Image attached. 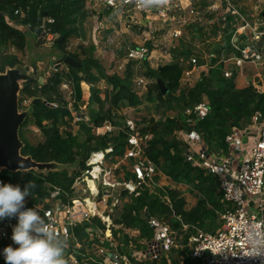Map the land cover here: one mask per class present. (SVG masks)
Here are the masks:
<instances>
[{"label": "trees", "instance_id": "1", "mask_svg": "<svg viewBox=\"0 0 264 264\" xmlns=\"http://www.w3.org/2000/svg\"><path fill=\"white\" fill-rule=\"evenodd\" d=\"M86 3L87 0H0V73H4L7 68H15L20 63L16 55L7 53L8 48L22 52L26 46L24 33L11 23L32 28L34 32L41 27L42 20L47 18H51L53 23L45 24V29L49 34L57 37L54 43L62 54L63 64L67 56L80 63L79 68L65 64L68 71L56 69V72L44 78L45 82L31 78L23 83L19 92L21 98L18 105L23 100H31V105L29 116L21 126L25 127L28 122L31 123L44 139L37 145H31L20 137L23 144L21 156L28 157L38 164L62 165L72 164L75 158L80 156L79 165L82 171L89 170L84 165L91 154L103 153L108 148L106 144H102L101 136L92 134L93 130L106 124L115 126L116 112L125 108H136L143 103L128 82L131 73H126L124 77L107 74L104 67L92 58L93 46L82 50L85 56L83 60H80L78 54L66 51L69 39H81L84 36L82 25L91 14L86 11ZM58 39L62 41L58 42ZM227 45L230 48L229 42ZM174 52L176 51H172V54L176 61L161 66L157 70H149V75H155L158 83H162L167 89V92L163 94L159 84L156 85V98L159 102L168 104L170 109L177 110V115L165 121L152 119L148 121L146 127L140 129V134L149 138L143 157L156 168L157 172L165 175L174 186L163 187L158 193L151 192L146 186H141L131 195H128L126 191L121 194V199L126 197L128 200L122 205L119 214L112 218L114 228L111 229V237L123 247L132 240L127 233L123 234L126 230L138 233L136 239L138 249L142 248L138 241L152 239L153 231L147 223L146 213L152 218L161 217L163 220L177 218L173 227L180 231L183 224L187 226V231L195 226L204 232L214 233L219 226L216 219L224 210L220 202L221 194L218 191L219 182L200 165L186 161L183 155L186 135L195 132L200 138L201 145L209 153L220 152L221 156H226L229 148L225 139L233 128H242L258 116L264 120V87L251 84L245 89H236L233 78H223V66L215 65L216 59L212 60V65L215 66L208 71L205 78L198 81L193 88L181 92L175 99L173 95L179 91L183 72V66L178 59L187 60L192 54L184 51L177 52L176 55ZM211 52L217 53V50L213 49ZM66 83L69 84V95L74 103L80 101V85L84 83L89 86L88 106H97V112L90 113L88 121L80 124L81 129L86 132V138L82 143L68 130L73 116L61 91V86ZM213 84L215 87H210ZM102 94L104 98H101ZM202 97L205 98L209 107L206 117L193 121L184 117L183 111L200 104ZM36 99L39 101L32 104V101ZM153 100L149 94L145 98L147 102ZM125 130L127 134H124V131L119 134L118 142L111 148V155L122 156L126 148L131 147L127 145L129 129ZM40 177L41 180H38L39 176H35L32 172L0 171V178L8 184H18L21 187L28 181L34 184L26 206L36 208L42 205L38 212L46 220L44 211L50 209L51 192L59 191L57 200L63 205H71L75 200L72 186L79 174L68 176L63 172H49ZM156 180L155 178L154 181ZM125 181L136 184L132 172L127 173ZM183 185L191 186L198 191V200L190 209L186 208L185 197L179 188ZM163 197L169 200V205L162 201ZM4 221L6 223L7 219ZM65 229L66 244L60 237L63 242L65 264H106L95 255L93 250L94 246L109 248V245L104 242L105 224L100 218L93 217L80 224H67ZM187 239L188 233L185 232L183 245H186ZM5 247L4 243L0 244V249ZM186 251L184 247L173 253L180 256L185 255ZM0 264L3 263L0 262ZM158 264H178V262L170 253L168 256H162ZM184 264L200 263L185 258Z\"/></svg>", "mask_w": 264, "mask_h": 264}, {"label": "rangeland", "instance_id": "2", "mask_svg": "<svg viewBox=\"0 0 264 264\" xmlns=\"http://www.w3.org/2000/svg\"><path fill=\"white\" fill-rule=\"evenodd\" d=\"M93 2L94 0L86 3V11L91 14L83 22V38L69 39L66 44V51L71 54H78L80 60H83L85 56L82 54V50L93 46L94 52L91 56L104 67L107 74H117L120 77H124L126 73H131V78L128 82L132 90L138 93L143 103L136 108H125L116 112L114 122L117 124L115 126L106 124L93 130L92 134L101 136L102 144H106L108 148L103 153H98L103 155V158L97 163L93 162V157L97 154L90 155L84 165L89 170H81L79 165L81 158L77 156L72 164L51 163L46 167L31 165L14 172H32L35 176H39L38 180H41V175H46L49 172H63L68 176L79 174L72 186L75 200L67 208H62L63 211H66L63 224H80L85 215L88 216V220L98 217L105 224L103 237L109 248L103 246L97 248L105 254L113 253L118 256H127L129 248L127 246L123 247L112 240L111 229L114 228L112 218L117 216L122 205L127 203L128 198L121 199V194L126 191L128 195H131L139 187L132 182L125 181V176L127 173L132 172L134 165V161L129 159V154L131 153V150H128L129 147L126 148L122 156L111 155V148L118 142L117 139L120 133L124 131V134H127L125 129L128 128L127 145L133 146V148H136L137 145L140 149L139 157H142L149 138L146 135L142 136L140 129L146 127L148 121L152 119L154 121H165L169 117L176 116L178 112L170 109L168 104L159 102L156 98V85L159 83L155 75H149V70H157L161 66L176 61L177 59L174 60L172 51H176L174 52L176 55L178 54L177 52H191L192 55L189 59L198 57L197 61L199 60L198 62L201 65L197 66L191 77L185 76L182 72L183 76L180 79L179 91L173 95L176 99L181 92L193 88L198 81L207 76V71L212 65L211 58L213 57L211 53L213 52L211 50H217V53L214 54L220 60L232 58L234 54L227 50V44L229 42L231 46L233 42L236 46H253L262 55L260 62L245 64L242 68L234 70L235 74H233L232 81L235 88L241 90L251 84L264 87V0H228L225 4L227 7L232 8L234 14L231 13V17L226 19H223L224 3H222V0H145L146 12H138L130 8L129 11L120 10L115 15L107 14V11H103V8L98 5H93ZM211 5L213 7L209 9L208 6ZM159 10L165 13V18L159 15ZM191 11L196 12L197 15L191 14ZM97 16L101 17V21H98ZM106 16L109 17V23L102 20ZM100 24L104 25L103 28H99ZM174 29L181 32V35L177 38H173ZM107 36H112L115 43L109 49H104L105 52L97 50L95 45L100 42L101 47H104V41ZM43 38H45L44 32H41L38 37L31 34V32L26 33V50L21 52V57L18 58L20 63L17 66V70L29 76L30 79L34 77L39 79L40 77V82H45L46 79L44 77L53 74L57 71L56 69L68 71L67 66L62 62V54H57V47L54 41L53 43H48ZM128 47H145L148 50V59L138 63L128 61L125 56ZM11 51L12 48L9 47L7 53L11 54ZM39 62L42 63L40 66L38 65ZM227 66L230 70L233 69V65H230V63ZM29 68H33V73ZM41 78L43 79L41 80ZM140 80L142 81L141 86L135 88V82ZM86 86L80 85L81 99L75 103L69 95V84L66 83L61 86L62 94L68 102V108L73 116V121L70 122L68 130L76 135L81 143L86 138V132L81 129L80 124L88 121L90 113L97 112L96 105L88 106L90 92ZM210 87L214 88L215 84ZM102 88L104 89V87ZM148 94L153 97L154 100L152 102L145 101ZM101 98H104L103 94ZM201 104L208 105L204 97H202ZM30 105L31 100H23L18 106L19 113L24 116L22 123L29 116ZM78 115L79 118L77 117ZM21 125L17 132L20 147L23 146L20 137L31 145H37L43 141V135L31 123L28 122L25 127ZM245 126L242 127L245 128ZM95 168H97V173L94 172ZM155 178L157 179L156 181H154ZM90 181L95 185L94 191L90 188ZM168 186H174V184L158 171L147 187L151 192L158 193L161 188ZM179 188L185 197L186 208H192L199 197L197 189L187 185ZM162 201H165L164 197ZM27 203L28 200L26 199V205ZM56 203H58V200H53L49 204L52 213H55L58 208ZM41 208L42 205H39L35 209L38 211ZM157 219L172 231L174 244L169 247V253L177 259L179 257L178 254L173 253V251L178 250L177 248L183 245L182 240L185 232L189 236L200 229L192 226L190 231H187V229L184 232L173 227L178 220L177 218L163 220V218L158 217ZM4 222L1 223L4 226L3 228L9 230L8 225ZM216 223L219 228L221 223L219 215ZM124 233H127L132 238V241L138 237L136 231L126 230ZM90 236L91 238L94 237L93 234ZM98 236H100L99 233ZM10 237L11 235L6 241L3 240L6 246L12 244ZM123 249L125 250L123 251ZM120 260L123 264H132L129 261H123L122 258ZM105 262H108V258H106Z\"/></svg>", "mask_w": 264, "mask_h": 264}, {"label": "built area", "instance_id": "3", "mask_svg": "<svg viewBox=\"0 0 264 264\" xmlns=\"http://www.w3.org/2000/svg\"><path fill=\"white\" fill-rule=\"evenodd\" d=\"M91 1L93 0H87V2ZM227 1L222 0V3H224L223 19L231 17L230 15L233 13L232 8L227 7L225 4ZM144 2L145 0H94L93 5L100 6L103 11L109 12V15H115L120 10L129 11L130 8L138 12H146L147 8ZM210 7H213V5L208 6L209 9ZM158 12L162 18L166 17L164 12L160 10ZM191 14L197 15L194 11H191ZM102 20L109 23V17L107 16ZM52 23L53 20L51 18L43 19L40 27L42 32H44L45 41L48 43H53L57 38L49 34L47 29H45V24ZM103 26V24H100L99 28H103ZM180 35V30L174 29L173 38H177ZM114 43V38L107 36L104 41V47H101L99 42V44L95 45V48L105 52L104 49H109ZM230 48L234 54L232 58L220 60L216 54L211 53L213 57L211 59L217 60L215 65L222 64V76L225 79L233 78L234 70L242 68L243 65L255 64L261 61V52L253 46H236L232 42ZM230 48L227 46L228 51ZM125 56L130 62H144L148 59V50L145 47H128ZM197 59L198 57L188 58L187 60L181 58L179 60L183 66L185 76L191 77L193 75V71L199 65ZM228 63L233 65L232 70L227 66ZM215 65H211L208 71ZM141 83V80L135 82V88L140 87ZM134 92L138 95L136 91ZM208 112V105L200 103L186 108L183 111V115L193 121L205 118ZM77 117L79 118V115ZM225 142L228 145L229 152L226 156H221L220 152L209 153L201 145L200 138L195 132L186 135L184 158L190 164L200 165L208 174L217 178L219 182L218 191L221 194L220 202L224 210L219 213L221 223L214 233H204L196 230L188 236L186 245L179 246L180 250L185 247L187 251L185 255L177 257L176 261L178 264H184L185 258L200 264H264V120L257 124L256 118H254L245 128H233L226 137ZM131 148L128 150H131L129 159L134 160L132 173L136 179L135 185L137 187H147L157 173L156 168L143 157V153L142 157H139L140 149L137 145L136 148H133V146ZM0 182L8 184L1 178ZM59 195V191H53L49 200H57ZM164 199L165 204L169 205V200L166 197ZM56 207L58 208L55 213H52L51 208L46 209L44 217L66 244L67 233L65 224H63L66 211H63L62 208L65 209L68 206L61 204L58 200ZM145 217L153 231V237L149 241H138L142 248L138 249L136 247V240H129L127 256H118L113 253L105 254L94 246L95 255L104 263H106L105 260L108 258L106 264H123L120 260L121 258L123 261H129L132 264H158L162 256L170 254L169 247L174 244L173 234L167 226L160 223L159 219L152 218L148 213H146ZM87 219L88 216L85 215L82 221ZM2 222L0 221V223ZM15 223V219H7L5 224L8 225L9 230H5L3 225L0 226V244L4 243L3 240L6 241L11 235L12 226ZM181 227V231L187 230L186 225L182 224ZM2 250L0 249V252ZM0 262H4L2 255H0Z\"/></svg>", "mask_w": 264, "mask_h": 264}, {"label": "clouds", "instance_id": "4", "mask_svg": "<svg viewBox=\"0 0 264 264\" xmlns=\"http://www.w3.org/2000/svg\"><path fill=\"white\" fill-rule=\"evenodd\" d=\"M33 187L31 181L23 187L0 182V221L16 220L11 231L12 244L3 248L0 255L4 264H65L60 237L34 207H26Z\"/></svg>", "mask_w": 264, "mask_h": 264}, {"label": "water", "instance_id": "5", "mask_svg": "<svg viewBox=\"0 0 264 264\" xmlns=\"http://www.w3.org/2000/svg\"><path fill=\"white\" fill-rule=\"evenodd\" d=\"M33 32V29L30 28ZM41 28L34 31L35 34H40ZM62 39H58L61 42ZM64 63L73 67L79 68L80 63L74 58L67 56L64 58ZM28 80L29 78L20 76L17 71H10L6 77H0V169L9 172L17 171L20 168H27L31 165L38 167H46L49 164H38L28 157L21 156L20 141L18 139V128L22 124L24 116L17 112L16 93L18 86L16 81ZM160 90L163 94L167 89L159 82ZM39 100H33L32 104ZM262 119L260 116L256 118V123L260 124ZM51 164V163H50Z\"/></svg>", "mask_w": 264, "mask_h": 264}, {"label": "crops", "instance_id": "6", "mask_svg": "<svg viewBox=\"0 0 264 264\" xmlns=\"http://www.w3.org/2000/svg\"><path fill=\"white\" fill-rule=\"evenodd\" d=\"M97 17H98V16H97ZM99 17H100V16H99ZM99 17H98V21H101V17H100V19H99ZM11 24L14 25L17 29H19L20 31H22V32L24 33V36H25V42H26V33H27V32H31V34L36 35V36L38 37V34H35L34 32L30 31V28H28V27L21 26V25H15V24H13V23H11ZM43 40H45V38H43ZM25 50H26V46H25V49H24L23 51L25 52ZM58 53H60V52H59L58 49H57V54H58ZM11 54L16 55L18 58L21 57V52L15 50V49H13V48H12ZM40 64H42V63L39 62L38 65L40 66ZM29 69H30V70L32 71V73H33V71H34L33 68H29ZM10 71H17L18 74H19L20 76L27 77V78L30 79L29 76L20 73L19 70H17V67L12 68V69H8V68H7V69L5 70L4 73H0V77H6V76L8 75V72H10ZM47 74H49V73H47ZM46 76H48V75H46ZM44 78H45V77H44ZM34 79H38V78H35V77H34ZM39 79H40V77H39ZM42 79H43V78H41V80H42ZM26 81H27V80H22V79H19V80L16 81V84H17V86H18V91H17V93H16V103H17V112H18L19 115H21V113H19V111H18V106H19V105H18V101H19V98H21L19 92H20V90H21V88H22L23 83L26 82ZM20 83H21V85H20ZM86 88L89 90V87H88V86H86ZM18 97H19V98H18Z\"/></svg>", "mask_w": 264, "mask_h": 264}, {"label": "bare ground", "instance_id": "7", "mask_svg": "<svg viewBox=\"0 0 264 264\" xmlns=\"http://www.w3.org/2000/svg\"><path fill=\"white\" fill-rule=\"evenodd\" d=\"M82 86L85 87L86 84L83 83ZM102 156H103V155H101V154H97V155H95V156L93 157V160H94L93 162H94V163L99 162L100 160H102V158H103ZM96 169H97V168H95V171H94L95 173L98 172ZM89 185H90L91 190L94 191V190H95V185H94L91 181L89 182ZM88 202H89V201H88ZM77 211H78V210H77Z\"/></svg>", "mask_w": 264, "mask_h": 264}]
</instances>
